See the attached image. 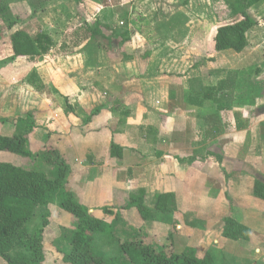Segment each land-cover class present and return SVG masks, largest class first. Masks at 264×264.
Segmentation results:
<instances>
[{"label":"crops","instance_id":"1","mask_svg":"<svg viewBox=\"0 0 264 264\" xmlns=\"http://www.w3.org/2000/svg\"><path fill=\"white\" fill-rule=\"evenodd\" d=\"M180 2L169 0L163 4V11L177 6L171 13L166 12L164 20L156 15H145L141 22L149 31L137 27L131 32L130 28L132 43H127L123 52L115 49V39L112 46L102 44L110 39L107 31L114 35L119 30L115 26L118 23L116 11L103 7L96 16L102 24L101 47L92 52H80L77 57L64 55L62 66L51 62L47 66L37 64L38 59L16 58L31 62L30 67L19 66L18 70L28 67L34 71L26 86L0 77V121L18 116L22 119L34 113L36 128L28 136L32 150L37 143L51 144L54 138L48 137L55 131L66 132L67 143L59 147L68 156L69 163L71 161L72 181L81 184V197L89 209L105 207L110 194L103 193L102 185L109 181L118 190L137 188L141 184L139 190L149 189L156 195L174 193L176 213L183 216L186 225L184 230L179 227L180 235L185 237V232L195 230L193 236L185 239L187 247L197 250L198 258L209 254L213 264H228L235 259L246 264H264V194L263 191L257 193V188L264 187V60L259 58L257 64L253 94L236 97L231 109L219 110L207 93L225 80L227 73L239 71L238 68L243 72L249 61L247 52H257L259 56L261 48L247 47L241 53L217 52L214 36L218 28L212 36V48L208 50L197 38L171 43V39L191 23L187 6ZM260 2L256 6H260ZM148 3L151 2L122 0L120 7L129 5L134 11L137 7H147ZM134 19L138 22L135 16ZM122 24L125 22L119 23ZM256 24L247 34L248 41L254 29L264 33L263 18H257ZM134 25L131 23L130 27ZM147 44L151 47L148 50ZM11 52L14 54L13 48ZM57 54L58 50L52 47L49 59ZM217 54L225 59L241 57L242 64L238 68H233L235 62L220 66L224 59L217 61ZM187 55L205 61L190 63ZM0 66H4L2 62ZM33 73L38 76L36 84L30 83ZM37 84L42 85V89L38 90ZM48 87L66 100L65 110L55 108L54 92L45 99L41 95L49 91ZM67 102L87 107L89 111L101 108V115L106 116L107 124L101 127V132L91 136L95 138L93 149L92 144L84 143L86 137L79 134L80 122L74 121L73 126L77 128L69 130L72 127L67 121L73 116L66 113ZM80 119L84 127L81 129L90 136L91 121L86 122L88 117ZM54 121L55 124L48 125ZM73 132L75 137L71 142ZM15 134L16 131L0 136ZM98 136H101V145L96 142ZM112 144L123 149L121 158L111 157ZM74 149L81 154L73 153ZM87 159L99 170L88 168L87 174L94 173L96 177L87 178L85 185L81 183L83 175L78 173ZM225 165L226 169L232 167L230 172L225 173ZM100 182L101 196L98 195ZM189 216L196 217L195 225L188 222L186 217ZM226 218L247 228L249 237H225ZM202 246L207 253L200 256L198 248Z\"/></svg>","mask_w":264,"mask_h":264},{"label":"rangeland","instance_id":"2","mask_svg":"<svg viewBox=\"0 0 264 264\" xmlns=\"http://www.w3.org/2000/svg\"><path fill=\"white\" fill-rule=\"evenodd\" d=\"M151 3H148L147 7H137L134 11L131 10V7L127 5L124 8L120 7V3L122 0H84V5L81 6L80 15L77 11V6L74 4L72 0H0L1 4L9 5L11 12L17 20V25L9 30L5 25L4 20H0V77L1 79H5L7 81H11L16 85H25L27 83V79L29 78L31 71H34V68L29 69L30 63L25 60H15L14 58H10L11 54V36L15 31L23 30L30 34L33 37L40 39L38 41V45L41 48V57L38 58L37 64L45 63L46 66L52 64H57L58 66L63 65L62 58L65 56L77 57V54L80 52L89 51L92 52L97 47H101V37L97 36L96 38H92L95 20L94 17L98 14V11L103 7L112 8L116 11L118 23L115 25L119 28L118 31L111 35L109 31H107V35L110 36L108 42H103L102 44L105 47L112 46L111 42L115 39V49H119L121 52L125 50V45H129L127 43H132V35L131 32H135V29L149 31L146 24L141 20H145L144 16L150 14V16H158L157 18H162L163 20L166 18L167 14L171 13V9H177V6H169L165 11H163V4H166L169 0H148ZM181 5H186L187 13L190 14L191 23L186 24L180 34L174 39H171V43H180L181 41L188 40L189 37L197 38L202 43L205 49L212 48V36L214 35V31L221 25L224 24H234L240 20V17H233L230 9L226 5L224 0H180ZM129 4V2H128ZM151 4V5H150ZM259 5V4H258ZM155 6V7H154ZM262 8V9H261ZM168 13L166 14V12ZM170 11V12H169ZM144 12V13H143ZM159 12V13H158ZM81 16V17H80ZM134 16L138 22H135ZM249 16L257 22V18H263L264 20V0L260 2V6H255L251 8L249 11ZM124 21L125 24L119 25L120 22ZM179 22V21H178ZM134 25V28L130 27V25ZM257 26V24H256ZM255 26V27H256ZM138 27V28H137ZM143 27V28H142ZM131 28V32L129 31ZM129 33L130 39L124 40L122 35L124 33ZM117 34V36L115 35ZM116 36V37H115ZM120 37V38H119ZM46 39V40H45ZM44 40V42H43ZM83 44V47L81 45ZM145 44V43H144ZM260 47L261 52L253 53L252 51H248L247 58L248 66L245 68L244 72H251L252 74V82L257 81V64L259 63V58L264 60V33L257 31L254 29L249 37V46L250 47ZM55 48L58 50L57 55H53L52 58L49 59V50L51 48ZM150 47L149 44L146 45V50ZM14 55V54H13ZM65 55V56H64ZM188 56V55H187ZM203 56V55H201ZM227 56V55H226ZM204 57V56H203ZM221 61L224 59V64H220V66H227L228 62L233 63V68L240 67L242 64L241 57H234L226 59L222 55L217 54V61ZM80 60V59H79ZM200 57L197 56H188L187 62H194L198 64L199 61H202ZM77 64V62H74ZM80 64V63H79ZM230 64V63H229ZM24 67L25 70H18L19 66H27ZM53 65V66H55ZM80 66V65H77ZM28 68V69H27ZM230 68V67H229ZM239 71L233 72H241V69L238 68ZM234 70V69H233ZM72 71V70H71ZM217 73H221L217 71ZM216 73V74H217ZM230 73V72H229ZM227 73V74H229ZM49 88V87H48ZM54 92L55 99L54 106L56 109L60 108L61 111L65 110L66 100L57 94L55 90L42 92L41 95L45 98L52 97ZM69 102V101H68ZM80 106V105H74ZM100 109V108H98ZM94 112V110L87 109V107H78L77 114L81 115V117H88ZM62 113V112H60ZM66 115V114H65ZM63 116V114H62ZM67 116V115H66ZM73 118L70 121L68 118V123L73 128H77L74 125L75 122H80L81 128L83 127V122L81 119L76 118L72 115ZM31 117L32 119L36 118L34 113H29L22 117V119L14 118L8 121H0V135L3 134H11V133H22L25 135V128L23 124L20 123L21 120H26ZM106 116L101 115L100 112L96 115H91V130L89 131L90 136L86 134L85 129H81L79 127L80 136L86 137L84 143L92 144L91 148H94L95 138H91V136L97 135L96 133L101 132V127L107 124L105 122ZM114 119V118H113ZM85 121V120H83ZM55 124L51 122L48 125ZM86 125V124H85ZM49 130V129H47ZM14 131V132H13ZM95 133V134H93ZM55 135V136H54ZM29 136V134L27 135ZM48 137L52 141L51 144H46V148L41 150L42 153H46L48 151H54V160H56L57 152L66 159L70 166V172L67 178V186L68 188L74 190L78 193L81 202L84 204L83 199L81 197V192L83 188L80 183H76L73 180V171L71 168V161L69 163L68 156L61 149V143H67L65 137H67L66 132L61 133L60 131H55L52 135ZM75 137V132H73V137L71 138V142ZM96 142L101 145V136L96 137ZM28 148L31 149L30 141L27 144ZM73 146V144H72ZM78 149H74L73 153L81 152L77 151ZM53 153V152H50ZM48 153V154H50ZM37 154V151H36ZM101 155V153H100ZM35 156V155H34ZM44 156V155H43ZM49 155H45L44 157H39V160L36 161L35 157L23 158L18 155H14L8 152L0 151V160L4 162H9L20 167L26 169H43L44 171L51 172L55 168L54 161L51 160ZM202 158V157H200ZM178 161V159L176 158ZM179 163L181 161H178ZM183 163V161L181 162ZM91 164L89 159L85 161L84 168L80 170L78 174H82L83 179L81 181L82 184L87 183V178L91 180L96 177V174H91L90 176L87 174L88 168H91L93 171H98L97 167H94ZM39 167V168H38ZM225 165L223 169L226 172H230L232 169H226ZM89 176V177H88ZM101 178V177H100ZM261 180V178H259ZM105 184V185H104ZM170 185V181L168 183ZM105 187V191L103 193H109V197L107 198V203L104 206L113 207L115 212H117V216L113 219L114 226H119L120 229L124 228L123 233H120L119 230H116L117 236H121V241H125L126 239H144L148 243L155 244H163L161 242L169 243L171 239L174 244V251L177 253L184 252L185 250L192 249L197 253V250L194 248L187 247L188 240L185 239L186 236H193L195 230H190V232H184L185 237H183L179 230L180 226L185 225V219L182 215H178L176 212L174 213H161L155 208V196L156 193L151 192L149 189L146 191V204L150 209V216L146 220H144L140 215L137 214L135 209H129L128 205L130 204V199L133 195L139 194V186L141 184L131 187L127 190H118L113 187L111 182H105L103 185ZM171 186V185H170ZM99 191L101 196L102 187L101 182L99 185ZM263 191V192H262ZM264 194V187L262 189L257 188V193ZM114 198V199H112ZM101 201V200H100ZM85 205V204H84ZM101 208L91 209V217L101 218L102 213L100 211ZM188 222L195 225V216H189ZM190 219V220H189ZM182 224V225H181ZM117 226V227H118ZM26 230L28 234H37L38 231L43 230V234L41 235V243L43 245V260L41 264H74L66 255L71 251L70 240L73 236V233L76 231V227L74 226L73 219L70 214L65 212L60 208L59 201L57 198L54 199L53 204H50L49 207L46 208H38L33 216V218L26 224ZM184 230V227L183 229ZM189 231V230H188ZM90 236L93 238L94 246L96 252L103 256L105 259H109L111 257H121L119 252L118 244L115 240L110 239L102 234H92ZM169 238V239H168ZM26 249L18 244V241L15 240V245L12 250L9 251V254L13 257H16L18 254L26 253ZM198 253L200 256L202 254L207 253L205 248L202 246L198 248ZM198 258V256L196 255ZM200 259V258H199ZM238 259L232 260L228 264H246L245 262H237ZM0 264H8L0 254Z\"/></svg>","mask_w":264,"mask_h":264},{"label":"trees","instance_id":"3","mask_svg":"<svg viewBox=\"0 0 264 264\" xmlns=\"http://www.w3.org/2000/svg\"><path fill=\"white\" fill-rule=\"evenodd\" d=\"M72 1L77 6L80 15L79 9L84 5V0ZM224 1L232 16L242 17V20L218 27L214 36L215 50L217 52L231 50L241 53L249 46L247 34L256 26V22L249 16V11L261 0ZM96 16L94 17L95 28L92 38L100 37L102 34V24ZM0 20L5 21L9 30L17 25V20L7 4L0 5ZM128 34L125 32L122 35L124 40L128 39ZM39 40L23 30L15 31L11 36L14 59L25 58L35 61L41 57ZM37 78V74L33 73L30 83L36 84ZM251 78L252 74L249 71L230 72L225 80L221 81L218 86L210 88L207 93L218 105L219 110L231 109L236 97H249L253 94L254 84ZM41 86L37 84V89H42ZM78 107L81 106H73L67 102L66 113L79 119L81 115L76 113ZM100 109L95 110L91 115L98 114ZM91 115L86 120L87 123L90 122ZM20 123L26 126L25 135L18 133L13 137L0 136V151L23 158L35 157L36 161L45 155H49L50 158L54 157V153H56L54 151L42 153L41 150L46 146L39 143L34 145L33 150L29 149L27 135L34 131L36 122L29 117L26 120H21ZM122 150L120 146L112 144L111 157L121 158ZM55 158L56 160L51 158L55 164V168L51 172L44 171L39 167V169H26L0 161V254L8 264H41L44 252L40 237L43 230L38 231L37 234H28L25 226L33 218L38 208L47 209L50 204H53L55 198L58 199L60 208L71 215L74 226L77 228L70 240L71 251L66 255V258L74 264H213V259L209 254L199 259L192 249L181 253L175 252L173 241L169 238L170 242H161L163 244L148 243L141 238L121 241V236H117L115 233L116 230L123 233L124 228L120 229L118 225V227L114 226L113 219L117 216L115 209L105 206L100 209L101 218L91 217V209L81 202L77 192L67 186L70 172L68 162L59 151ZM178 161L182 162L183 160L178 159ZM128 208L135 209L144 220L149 218L150 209L146 204V191L140 190L138 195H133ZM155 208L165 214L176 212V195L174 193L157 194ZM225 224L223 232L225 237L233 239L249 237L250 231L233 219L226 218ZM90 233L102 234L115 240L121 257L105 259L98 254ZM15 240L27 251L13 257L9 251L14 248Z\"/></svg>","mask_w":264,"mask_h":264}]
</instances>
